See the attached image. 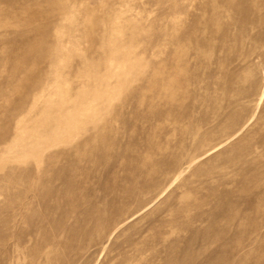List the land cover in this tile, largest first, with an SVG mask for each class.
I'll return each mask as SVG.
<instances>
[{"label": "rangeland", "instance_id": "374dc122", "mask_svg": "<svg viewBox=\"0 0 264 264\" xmlns=\"http://www.w3.org/2000/svg\"><path fill=\"white\" fill-rule=\"evenodd\" d=\"M0 264H264V0H0Z\"/></svg>", "mask_w": 264, "mask_h": 264}]
</instances>
